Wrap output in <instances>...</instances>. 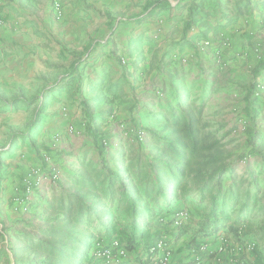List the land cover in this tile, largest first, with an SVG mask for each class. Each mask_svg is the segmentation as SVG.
Segmentation results:
<instances>
[{
  "label": "rangeland",
  "instance_id": "374dc122",
  "mask_svg": "<svg viewBox=\"0 0 264 264\" xmlns=\"http://www.w3.org/2000/svg\"><path fill=\"white\" fill-rule=\"evenodd\" d=\"M54 3L59 4L60 14L56 11ZM51 4L50 18L54 19V22L50 21L53 25L61 19L62 4L58 0H51ZM203 5L204 11L195 9L194 16L189 15L182 22L183 29L186 23L189 24V33L204 28L195 32L189 42L182 36L184 32L180 33V29L175 28L170 33L174 39L170 40L167 48L162 52V46L153 50L151 41H157L163 33L164 19L161 18L153 38L134 42L131 45L135 46L132 50L134 53L131 51V55H128L130 51H127L123 58L118 57L115 49L118 44L113 27L118 23V17L112 18L110 24H113V27L102 22L98 15L83 18L84 21H91L89 31L84 34V37H89V41L85 42L86 45L80 51L63 48L61 51L65 53L62 52L60 56L57 54L53 70L56 79L50 84L55 88L52 94L43 87L33 95L21 92L10 96L0 95V263L41 264L40 262L46 261L45 256L38 250L35 239L42 237V230L57 228L62 224L64 212L58 209V205L60 199L66 201L67 192H73L70 178H76L92 168H105L125 178L132 177L131 184L139 187L138 176L143 165H137L134 160L141 158L145 163L150 159L153 142L150 132L161 131L163 117L171 110L176 111L178 98L186 104L203 106V122L210 125L208 130H217V136L223 138L227 151L232 154V160L237 161L238 173L243 172L245 161L249 162L246 168L250 170L248 175L253 173L254 184L264 190V164H256L260 161L259 157L250 153L246 130L254 127L261 138H264V68L256 76L253 71L256 63L264 58L262 43L260 45L259 41H250L252 45L249 44L248 51L245 52L243 48L239 54L243 59L236 60V67L231 66L233 61L223 58L224 52L232 47L230 38H226L224 34V17L215 14V8L219 9L218 14H222L221 9L226 10L229 1L204 0ZM0 19L2 27L4 20L1 15ZM119 19L123 17L120 16ZM140 19L139 23L146 21L145 17ZM75 40L80 41V38ZM96 46L106 48V53H97L98 59L109 58L114 62V67L107 61L100 66L88 63L90 61L86 56ZM185 48L204 52V57L195 59L191 55L183 54ZM152 51L156 58L152 56L148 61L147 56ZM46 52L52 53V49H46ZM206 61H209V64ZM116 67H120L123 73L115 81L108 80L106 75L113 76L112 79L118 76ZM260 84L263 90L255 96L254 89ZM13 97L17 101L12 102ZM34 97L37 99L32 100ZM248 98L252 101L251 108L258 111L254 123L249 116ZM55 118L62 119L57 127L64 131L65 139L61 138L63 133L51 130V121ZM68 127H72L73 132H68ZM114 128L118 137L110 134V129L113 131ZM128 130L132 131L127 134ZM140 130L144 132V138L141 140L137 137V131ZM93 134L100 142L102 139L106 140L107 145L103 146L102 151L96 147L97 142L94 141ZM68 135L76 138L73 143ZM60 159L65 162V166L70 164L67 166L72 169V177L62 178L63 165L58 162ZM34 169L41 170L46 179L34 191L32 199L22 203L24 179ZM53 170L59 173L55 181L49 178ZM59 179L63 190L57 194L54 193V184ZM141 190L143 191V188ZM196 210L198 209L188 208L186 224H191L194 218H198ZM108 213L110 217L116 218V225L120 227L124 218L121 213L115 208ZM257 214L255 212L254 222H259L261 217H264ZM234 217L235 214L230 219L233 220ZM172 228H175L173 224ZM175 232L174 229L172 233H164L161 240L170 243L168 237H174ZM29 238L34 242L31 248L27 249L25 240ZM176 240L182 242L179 247L184 244L183 250L186 245L189 247L195 243L187 234ZM222 241L213 251L214 260L217 262L229 259L234 252L231 246L233 239H227V242L223 243ZM176 244L171 245L174 248ZM4 248L10 251V256L1 253ZM239 248L246 251L245 244L243 247L239 245ZM91 249L83 262L73 264H92L89 259ZM192 260L194 264H206L201 262V257L198 261L193 258Z\"/></svg>",
  "mask_w": 264,
  "mask_h": 264
},
{
  "label": "trees",
  "instance_id": "16d2710c",
  "mask_svg": "<svg viewBox=\"0 0 264 264\" xmlns=\"http://www.w3.org/2000/svg\"><path fill=\"white\" fill-rule=\"evenodd\" d=\"M239 4L236 3L237 8ZM197 7L190 8V13ZM236 12L237 16L241 14L239 10ZM191 15L193 17L194 13ZM188 28L186 23L184 29ZM263 68L261 59L253 68L254 76ZM11 101L17 99L13 97ZM248 102L249 116L254 123L257 110L251 108L249 98ZM202 108L178 98L176 111L171 110L163 117L161 131L150 132L153 140L150 159L141 170L139 187L132 185L130 178L105 168H92L72 178L73 192H67L66 201L62 198L58 205L64 212L62 224L42 230V237L35 239L46 259L40 263H81L98 239L115 237L129 253L142 250L146 254L164 233H172L174 229L176 238L185 234L203 238L222 231L238 240L249 233L250 228L245 223L256 201L254 178H250L247 171L238 173L237 161L232 160L223 138L217 136V130H208L210 125L203 122ZM246 130L250 153L264 164V138L254 127ZM93 138L102 151L104 139L100 142L95 134ZM190 200L198 214L202 210L197 228L190 224L172 228L175 214L188 210L186 206H179ZM114 208L124 217L120 227L116 225V218L108 213ZM233 214L235 217L231 220ZM25 242L30 249L34 240L29 238ZM253 253L257 251L254 249ZM135 261L137 264L148 262L139 256Z\"/></svg>",
  "mask_w": 264,
  "mask_h": 264
},
{
  "label": "crops",
  "instance_id": "0c3cea01",
  "mask_svg": "<svg viewBox=\"0 0 264 264\" xmlns=\"http://www.w3.org/2000/svg\"><path fill=\"white\" fill-rule=\"evenodd\" d=\"M58 1H60L62 4L61 19L52 25L51 21L54 22V19L50 18L52 10L51 0H0V15L4 20L3 26L0 27V95L10 96L18 92L33 95L35 91L40 90L43 87L44 89L48 90L49 94H52L55 88H52L50 84L51 81L56 79V74L53 70L56 66L55 61H57V54L60 56L62 52H64L61 51L63 48H72V51L73 49L75 51H80L83 49V46L86 45L85 42L89 38L88 36L84 37V34L89 31L88 26L91 24V21H84L83 18H93L95 15H98L102 18V22H106L107 25H109L113 17H118V23L114 24V27L113 24H110L109 26H112L116 30L115 35L118 48L115 49L117 50L116 54H118L119 58H123V54L127 51H130L128 55H131V51L135 49V46L131 47L134 42L137 43L138 41L139 43L140 40H150L151 37L153 38V33L157 28L156 25L158 20L161 18L164 19L162 23L163 33L157 41H151L153 50L159 46H162L161 52L165 50L169 45L170 40L174 39L170 33H172L171 31L175 28L180 29V33L184 32L182 36H184L185 41L188 42L195 32H199L200 30L202 31L204 29L198 28L197 30L189 33V28L187 30L185 29L184 31L182 26V22L186 20L187 16L190 15V8L198 6V10L204 11V0ZM226 1H229V5L226 7L227 9H221V11H225V14H223V12L222 14H218L219 9L217 8H215V14L216 16L221 15L224 17L222 19V24L226 25L224 34L226 38H230L232 44V47L229 48L227 52H224L223 58L226 61L232 60L234 64L231 66L236 67V60L241 61L243 59V56H239V54L242 52L241 49L244 48L245 52H247L249 49V44L252 45V42L250 43V41H259L260 45L262 43L261 51L264 52V0ZM236 2H240V8L236 7ZM86 7H88V9H86ZM237 10H239L241 13L239 16L236 15ZM192 13H194V11H192ZM120 16H122L123 19H119ZM142 17H145L146 21L139 23L141 20L140 18ZM231 17L232 19H229ZM113 20L115 21V19ZM60 23H63V25ZM216 29L219 30L218 27H216ZM62 31L64 33H62ZM77 37L80 38V41L75 40ZM254 37H256V39ZM72 42L73 44H71ZM50 48L52 49V53H47L46 49L49 50ZM142 49H145V52H147L146 48L143 47ZM107 51H109L108 48ZM97 53H106V48L96 46L95 49L90 51V53L86 56L88 61H90L88 63L94 66H100L103 63L106 64L105 61H107L109 64H111V66L114 67V62L111 59H98ZM132 53L134 52L132 51ZM183 54L191 55V57L195 59H202L204 57V52L199 50L194 52L186 48L184 49ZM152 56L156 58L153 51L148 54L147 60L149 61ZM211 56H213V54ZM238 57L240 58L238 59ZM133 59H136L135 55L133 56ZM129 61H131V59H129ZM206 63L209 64V61H206ZM228 64L230 65V63ZM116 73L118 76L115 79H112L113 76L110 75H106V78L110 81H115L119 78L123 71L120 67H116ZM262 77H264V73L262 74ZM60 121H62V119L56 120L55 118V120H52L51 130L63 133V135H59H61L62 139H65L66 134H64V131L62 132V130L57 127ZM110 134L115 135L114 137H118L115 128L113 131L110 129ZM67 137L72 143L76 139L69 135ZM124 142L125 140L123 139V143ZM58 162L61 163V166L63 165L61 167L63 174L62 178L66 179V177H72V169L71 167L67 166L70 164L65 166V162H63L62 159L58 160ZM134 162L139 166L145 164L142 162L141 158H136ZM256 164L263 163L260 160ZM248 166L249 162L245 161L243 165V172L247 171V173H249L250 170L248 171V169H246ZM251 175L254 177L253 173ZM138 179H140V175L138 176ZM60 184L61 179H59L58 182L54 184V193L58 194L62 192L63 189H61ZM255 187L257 190L256 201L250 208L248 213V221L245 223V225L248 226L247 228H250L249 233L240 236L238 240L222 231L218 232L216 235L203 238L194 237L190 234H187L191 239L195 240V243L189 247L186 245L185 250H183V247H185L184 244L179 247L182 243L180 240H176L179 238H176V236H170L168 237L169 241L171 240L170 244L177 243L173 248V250H175L171 264H188L191 262V264H194L191 251L193 249L199 248L200 245L207 246L206 252L199 253L200 257L202 258V263L258 264L257 260H259L261 264H264V217H261L264 215V190H261L258 185H255ZM253 188L254 186L251 188V190ZM254 190L251 192L253 193ZM38 193L41 195L40 192ZM185 206L188 208H194V203L190 200L187 202V204L180 205L179 207L181 208ZM201 212L202 210L199 211V215ZM255 212H257V215L261 217L259 222L253 221V219H255ZM199 219V216L198 218L193 219V222L190 224L192 228H197ZM259 228L261 229L259 230ZM227 239H233L234 243H231V246H233L232 250L234 252L229 256V259L227 258L223 262H217L214 260L213 251H215V247L222 240L223 243L227 242ZM248 241L255 243V250L257 253H248L242 250V248H239V245L243 247L245 242ZM1 253L3 255L7 253L10 256V251L7 248H4ZM146 255L147 253L144 254L142 250H139L136 254L130 253L125 264H137L135 257L139 256L145 259ZM160 255V253L157 254L158 257ZM153 264H158V262L155 261Z\"/></svg>",
  "mask_w": 264,
  "mask_h": 264
},
{
  "label": "built area",
  "instance_id": "2783aa9c",
  "mask_svg": "<svg viewBox=\"0 0 264 264\" xmlns=\"http://www.w3.org/2000/svg\"><path fill=\"white\" fill-rule=\"evenodd\" d=\"M54 7L58 14H60V6L58 3H54ZM0 26H1V19H0ZM1 44V42H0ZM124 63V60H122ZM263 90V86L260 84L255 88L254 95L257 96ZM65 111V108L62 109ZM132 131V130H130ZM129 130L127 131L130 132ZM68 132H73L72 127H68ZM137 137L139 140L144 138L143 131H137ZM58 138V137H57ZM58 140V139H57ZM103 146H106V140H102ZM58 172L53 170L49 174V178L53 181L58 179ZM46 179L45 174L41 172V170L34 169L30 171L27 178L24 179L23 187L24 190V200L21 202L24 203L25 201H30L33 197L34 191L37 187ZM188 219V211L183 209L175 214L173 225L175 228H179L182 224H186ZM245 250L249 253L253 252L255 249V243H245ZM207 248L204 245H200L199 248L193 249L191 254L193 259L199 260V253L206 252ZM160 253L161 255L158 257L157 254ZM173 247L169 242H165L159 240L155 243L153 247H151L146 255L148 260L147 264H153L155 261L158 264H171L173 258ZM130 253L126 250L125 246L121 244L115 237L111 238L110 240L106 239H98L93 245L91 249V259L92 264H123L129 257Z\"/></svg>",
  "mask_w": 264,
  "mask_h": 264
}]
</instances>
